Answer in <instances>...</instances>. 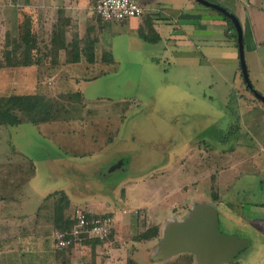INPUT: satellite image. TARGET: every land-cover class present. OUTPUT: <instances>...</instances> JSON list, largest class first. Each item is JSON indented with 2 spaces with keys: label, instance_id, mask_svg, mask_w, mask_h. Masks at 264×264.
<instances>
[{
  "label": "rangeland",
  "instance_id": "rangeland-1",
  "mask_svg": "<svg viewBox=\"0 0 264 264\" xmlns=\"http://www.w3.org/2000/svg\"><path fill=\"white\" fill-rule=\"evenodd\" d=\"M9 4L7 13L0 12V39L14 40L18 58L23 53L16 39L20 26L32 18L39 43L30 57L38 63L1 68L0 96L41 91L53 119L31 123L21 115L18 125H0V193L7 194L0 195V202L12 197L23 210L29 205L27 229L0 220V230L8 227L0 234V264L27 259L34 264V258L40 264H124L130 258L133 264H193L188 253L159 258L152 240L136 238L142 230L136 219L129 224L128 239L115 237L116 230L94 249L77 246L82 262L76 249L59 254L52 247L58 190L75 203L82 191L89 206L97 205L102 213L117 210L118 222L140 210L145 226L147 216L148 226L163 227L188 217L194 204L213 202L219 230L249 241L223 264H264V237L244 223L264 227V104L246 88L239 60L232 63L223 56L218 70L198 71L180 63L177 47L163 46V38L144 41L148 28L129 18L103 25V44L112 61L73 68L70 46L58 51L48 43L50 11L42 22L33 8ZM89 4L90 18L96 19L94 1ZM3 18L6 25H1ZM218 167L213 182L206 172ZM40 200L39 210L33 209ZM72 207L63 212L72 213Z\"/></svg>",
  "mask_w": 264,
  "mask_h": 264
},
{
  "label": "crops",
  "instance_id": "crops-1",
  "mask_svg": "<svg viewBox=\"0 0 264 264\" xmlns=\"http://www.w3.org/2000/svg\"><path fill=\"white\" fill-rule=\"evenodd\" d=\"M62 1L64 5L63 3L57 2V0H39V3L42 4L38 6V4H36L34 0H0V12L4 10L6 11L4 13H7L9 8L8 6L10 5L9 3L11 2L15 4L17 8H23L25 9V11H30L29 8H33L37 12L38 18L42 22L43 20L47 22L48 18L46 16V12L50 11L49 17L51 18V21H50V29H49L50 37L48 43H50L51 41V35L54 32V30L56 31L55 32L56 35L57 33L60 32L59 29L61 27L64 30V38H63L64 46H67V44L71 41V39L74 36H78L79 39H82L84 37H90V39L92 38V40H94L93 63L90 65L87 64L86 62L84 63L82 61L83 60L82 57H79V61L77 62L75 61L73 62V59L70 60L69 62L70 67L74 68L73 65H75L78 67L89 68V66L93 67L95 64L103 63L104 61L102 59L101 52L103 53L108 52L105 51V47L103 44V30H104L103 25L104 23L107 24L113 22H102L100 18L99 19L97 18V16L96 19L93 16H92L93 19L90 18L91 12L89 9L91 5L89 4V2L91 3L92 0H62ZM164 1L165 0H139V2L142 4L144 8V14L141 18H130V21L132 23H136V25H138L139 28L140 27L148 28V33L146 35L143 34L144 41L148 42V39L151 41H156L157 37H160V39L163 38L164 39L163 46L166 45L169 48L177 47L179 53H181V55H179L181 60L180 63L184 62L187 65L193 64L195 67L197 66L198 68H200L198 69V71L200 70L207 71L208 69L218 70V68L220 67L219 63L221 65L220 58L223 56H226L229 60L232 61V63L238 62L239 50L237 43V34L234 24L232 27L223 17V15L220 14L221 13L220 11L202 2H198L197 0H168L173 3L172 7H162L161 5H158V3ZM207 1H210L214 4H218L224 7L226 10L232 13L239 21L242 28L243 54H244V61L246 64L249 80L252 86L254 87V89L264 95V0H207ZM155 4H157L158 6H156ZM169 19L170 21H168ZM127 20H129V18L123 21H127ZM6 22L7 21L3 18L1 25H6ZM170 27L172 28V30H174L173 32L170 30ZM159 43L158 44L151 43V45H153V47H158L157 45L160 46ZM220 48H223V51H221ZM150 58L152 60L155 58V56L152 55ZM239 64H240V60H239ZM240 74H241V67H240ZM84 79H89V78L85 77ZM93 140L96 139L93 138ZM58 149L61 150L60 148ZM67 153L69 152L67 151L66 155ZM214 155L216 157V162H217L218 154L214 153ZM208 166L209 165H206L205 168H207ZM219 170H220L219 167L215 171H210V168H208V172H206L208 174L207 176L213 182H215V180L219 178V173H218ZM73 191L74 189H72V193ZM77 192L79 194L77 197V203H75V201L72 200L71 197H69V195L66 193L69 199V205L73 206L74 208L79 206L93 215L95 214L104 215L106 212L111 214V216L114 219V233L116 230L118 232L116 233V236L115 235L114 236L118 237V239H122V238L128 239L127 237L130 236L128 232L132 231L130 228L131 225L129 226V224L135 219L137 221V225L140 228H142V230L137 231V233L142 232L143 230H145V228L148 227L149 224V221H147L148 216L145 217L147 223V225L145 226L139 214L140 210L135 211V213L131 217L119 219L120 221L118 222L117 210L114 209V211H111L112 208H110L102 213L97 208V205L94 206L88 205V203L91 202L86 200L85 193L83 195L82 191H77ZM0 195H3L4 197L7 196V194H1V193ZM46 196H44L43 199ZM1 200L2 199H0V201ZM194 202H198V200L195 199ZM201 202L206 203L205 201H201ZM41 205H42V200L38 201L36 208H34L33 206L32 208L39 210ZM212 205L215 207V204L213 202ZM17 206L18 203L14 202V199L12 197H7V199H5L3 202H0V220L3 218L7 219L6 221L7 225L9 224V222L15 221L17 225H20V230L25 228L27 229L28 228L27 223L29 222V220L27 214H25L26 213L25 211L29 210V205H25L24 210L23 207L19 208ZM17 212L20 214H17ZM122 212L127 213V209L123 208ZM71 214L72 213L70 212V214L68 213L66 215H71ZM185 217L187 216L184 215L180 219L183 220V218ZM180 219L176 218L175 220H180ZM244 223L246 226L251 227L254 230L255 235H260L264 237V227L260 228V226L257 225L255 221H250L248 223L244 221ZM7 225H4L3 228H1L0 234L7 233L8 230ZM153 225H157V224H153ZM157 226L159 229L158 236L149 239L152 240V242L154 243V247H156L155 244L157 240L159 241L160 229L163 228L159 225ZM25 236L26 235L24 234L23 237ZM2 239H4V237H2L1 235L0 240ZM52 247L53 250L58 251V249H56L55 247V244L52 245ZM74 251L73 253H75L76 259L81 260L82 262L83 259L79 255L81 254V251H79L78 248H76L75 252ZM180 253L192 254L190 252H180ZM24 255L25 254L23 252L19 256L20 262L21 261L23 262L25 260ZM29 256H31V254ZM33 256L35 255L33 254ZM138 257L139 256L135 255V258ZM193 258H194L193 264H196V258L194 255ZM34 260H35L34 264H40L37 258H34ZM28 261L29 259H27L26 262H23L22 264H29ZM71 261H73L72 258ZM123 263L126 264V261H124ZM55 264H59V263L55 262ZM149 264H154V263H149Z\"/></svg>",
  "mask_w": 264,
  "mask_h": 264
},
{
  "label": "trees",
  "instance_id": "trees-1",
  "mask_svg": "<svg viewBox=\"0 0 264 264\" xmlns=\"http://www.w3.org/2000/svg\"><path fill=\"white\" fill-rule=\"evenodd\" d=\"M220 14L223 15V17L227 20V22L233 27L232 21L226 15L222 13ZM97 18L99 19L98 16ZM31 20L32 18L30 19L28 17L23 22L22 26H20V28L23 27V31L21 30L22 32L18 34L16 39L19 42L18 49L22 47L23 53L21 56H18V58L15 57V55H17L16 54L17 44L14 42V40L10 41L9 38H7V40L6 38H4L5 42L2 43V40L0 39V69L4 67L30 66L38 63L37 61H33V59L30 57L31 49H33L35 47V44H37L36 42H38L36 32H34V30L31 28V26H33V23L31 25ZM59 30L60 32L57 33L56 35H55L56 32L55 30L51 35V41L49 44H51L50 46L52 50L54 49L58 51L67 50L66 49L68 48L67 46H70L69 49L71 50L69 51L67 50V52L72 54L73 62L79 61V57H82L83 59L82 61L84 63L86 62L89 65L92 64L94 61V49H93L94 40H92V38L90 39V37H84L82 39H79L78 36H74L71 39V41L67 44V46H64L63 43L64 30L62 29V27ZM7 35L9 34H6V36ZM102 59L103 61H112V57H110V54L108 52L102 53ZM50 108L51 106L49 102L46 100V98L44 97L41 91L35 92L33 94H11L8 96H0V125H10V126L18 125L21 122H23L21 115L25 116L26 121L31 123L44 122L51 117ZM51 119L53 118L51 117L50 120ZM58 192H60V196L58 202L54 203V213H56V216L53 221V226H54L53 228L54 229L68 228L73 223L71 219L72 214L66 215L65 212L63 211L68 208L69 199L63 190H58ZM54 195H56V193L52 194L51 197L54 198ZM84 211L88 215V218L89 217L92 218L94 216L100 215V214L93 215L87 212L85 209ZM104 215L111 216V214L109 213H105ZM158 230L159 229L157 225L148 226L147 228H145V230L140 232L138 234V237L136 238L141 240V239H151L157 237L159 233ZM113 233L114 230L112 229L111 233L108 236V240L112 238ZM100 243L101 241L99 238L93 237V238L85 239L81 245H88L91 249H94L96 245ZM76 247L77 246L71 245L66 248L58 249V251L59 254L67 253V252L69 253L71 252V250L76 249ZM61 264H67V263L65 261H62ZM126 264H133V262L132 260L129 259L127 260Z\"/></svg>",
  "mask_w": 264,
  "mask_h": 264
},
{
  "label": "water",
  "instance_id": "water-1",
  "mask_svg": "<svg viewBox=\"0 0 264 264\" xmlns=\"http://www.w3.org/2000/svg\"><path fill=\"white\" fill-rule=\"evenodd\" d=\"M197 1L220 11L233 22L237 34L243 80L255 98L264 103V95L254 89L248 77L243 54L242 28L239 21L232 13L218 4L207 0ZM160 235L156 245L159 258L179 252H190L195 256L196 264H223L231 261L233 255L249 242L221 232L218 228L217 209L209 202L194 205L191 214L181 222L164 225Z\"/></svg>",
  "mask_w": 264,
  "mask_h": 264
},
{
  "label": "built area",
  "instance_id": "built-area-1",
  "mask_svg": "<svg viewBox=\"0 0 264 264\" xmlns=\"http://www.w3.org/2000/svg\"><path fill=\"white\" fill-rule=\"evenodd\" d=\"M94 13L102 22H117L127 18H141L144 8L138 0H94ZM68 228H57L53 231V241L57 249L79 246L87 238L108 240L113 229L114 219L109 215H97L88 218L82 208H75ZM98 245V244H97ZM96 245V246H97Z\"/></svg>",
  "mask_w": 264,
  "mask_h": 264
},
{
  "label": "flooded vegetation",
  "instance_id": "flooded-vegetation-1",
  "mask_svg": "<svg viewBox=\"0 0 264 264\" xmlns=\"http://www.w3.org/2000/svg\"><path fill=\"white\" fill-rule=\"evenodd\" d=\"M199 203L201 204V203H203V202H198V203H196V204H197V205H200ZM196 204H195V205H196Z\"/></svg>",
  "mask_w": 264,
  "mask_h": 264
}]
</instances>
